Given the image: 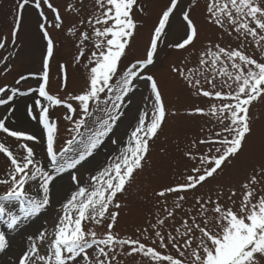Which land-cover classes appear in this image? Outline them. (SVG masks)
Returning a JSON list of instances; mask_svg holds the SVG:
<instances>
[{"label": "snow or ice", "instance_id": "1", "mask_svg": "<svg viewBox=\"0 0 264 264\" xmlns=\"http://www.w3.org/2000/svg\"><path fill=\"white\" fill-rule=\"evenodd\" d=\"M30 3L31 0H22L17 6L12 30L14 45L22 23V10ZM42 3L54 13L52 26L59 29L62 24L59 11L50 0H34V7L39 10L38 14L43 21L38 26L46 40L43 83L39 85V95L47 99L49 106L64 105L69 113H76L77 108L68 102L70 99L78 103L80 110L78 119L73 120L71 114L65 116V119L73 121L71 132L74 135L66 141L67 146L63 147L59 154L55 149L57 124L50 120L49 108L41 107L37 115H33L32 106H29L27 111L32 119H38L47 133L46 153L51 158V166L55 172L68 173V170H73L69 179L75 190L70 192L69 198L62 204L63 212L51 237L47 236L46 231L39 233L40 241L50 240L47 254L41 255L37 244L31 242L29 249L19 258V264H120L117 260L118 249L122 255H142L147 258L149 264H262L264 194L261 193H264V188L258 190L257 186L264 183V162L254 165L248 177L241 183L242 199L236 210L233 207L225 208L220 203L222 192L217 194L216 200L211 197L206 200L196 197V214L183 220V231L176 228L175 235L171 231L163 232L161 229L165 225V219H158L156 224L151 226L154 230V246L143 243L140 238H121L113 231L119 212L112 209L118 210L121 207L116 201L117 194H122L126 185L134 179L135 173L143 170L150 150V141L157 137L166 119V106L158 81L152 75H142L137 69H146L154 64L158 45L162 36L167 35L166 29L180 0H170V4L162 10L154 27L146 58L137 60L122 76L119 75L118 68L137 28L134 9H143L138 0H96L98 11L88 18L97 49L89 57V64L94 63V66L90 67L89 84L81 94H69L67 99L50 95L46 91L49 61L54 55V42L47 31V17L42 10ZM196 3L197 0H191L188 9L182 12L187 29L185 38L169 47L185 49L198 37L197 25L191 18V9ZM69 8L72 6L69 5ZM207 13L209 23L225 31L231 29L229 35L235 33L237 38H243V41H248L250 37V42L255 43L261 56H264V0H209ZM88 39V32L81 34V44ZM5 47V43L0 41V49ZM83 54L81 47L80 55ZM199 64L207 69L208 74L178 67H173L172 71L195 89L194 95L221 101L219 105L213 103L207 109V113L215 116L220 130L210 133L205 139L193 142V148H196L197 144L209 145L207 152L198 156L191 152L185 153L192 160H198V166L190 169L191 174L184 176L181 182L156 192L161 198L168 194L195 190L207 180L221 174L225 166L245 152L249 138L253 136L254 119L250 110L254 102L264 97V60H258L248 54L246 45L242 42L237 48L211 45L201 53ZM217 77L221 78L219 84ZM133 78L149 82L151 109L138 114V122L130 132L127 146L120 148L118 154L110 157L102 168L90 175L87 183H82L76 174L78 166L94 154L102 144L103 138L113 132L123 116L122 105L132 90ZM20 80H25V77L21 76ZM4 91V88H0V93ZM17 91L12 89L13 93ZM101 94H105L103 101ZM11 99L12 96H8L7 100L0 99V105L7 104ZM93 101L96 102L94 108L90 105ZM193 111L207 114L204 108L198 107ZM94 112H101L107 118L94 117ZM5 119H0V131L24 142L19 143L14 150L6 146V141L0 142V153H4L10 161L12 183L19 185L20 189L8 192L6 196L0 197V200L10 197L23 198L26 195L23 191L24 185L31 181L38 182L43 196L40 200H28L29 207L25 210V215L30 216L42 209L46 210L50 205V185L60 177H54L40 166L33 147L27 143L37 141V136L26 130H10L5 125ZM90 123L94 127L90 126ZM113 143L117 142L113 140ZM21 151L22 156L18 155ZM235 195V190H231L229 199ZM185 199L184 195L177 196L174 207L181 208ZM165 211L167 218L174 217L173 210L165 207ZM5 212L4 204L0 203V216ZM209 212L214 213V227L209 226L210 220L213 219L208 216ZM8 215L11 219L9 227H12L20 217L11 213ZM106 220L107 231L103 234L87 227L88 223L103 225ZM138 231L145 240L149 239L147 229ZM6 245L5 234L0 232V251H3ZM124 246H128L127 252H124ZM169 246L175 249L177 256L162 254L158 250L168 249ZM89 250H93L94 255H89Z\"/></svg>", "mask_w": 264, "mask_h": 264}, {"label": "rangeland", "instance_id": "2", "mask_svg": "<svg viewBox=\"0 0 264 264\" xmlns=\"http://www.w3.org/2000/svg\"><path fill=\"white\" fill-rule=\"evenodd\" d=\"M21 2L22 0H0V41L6 45L5 48L0 49V88L5 89L3 93H0V99L7 100L8 96H12L7 104L0 105V119L6 118L5 125L10 130H26L36 135L37 141L27 143L33 147L40 166L54 177L60 178L55 179L50 185V205L46 207V210L42 209L33 215L26 216L25 210L29 207V199H42L38 182L31 181L24 185L23 191L26 195L23 198L10 197L0 200L6 209L5 214L0 216V232L5 234L7 240L5 249L0 251V264H19V258L29 249L31 242L37 244L41 255H46L50 240L40 241L39 233L46 231L47 236L51 237L55 231V224L63 212L62 204L69 198L70 192L75 190L69 179L73 170H68V173L55 172L51 166V158L46 153L47 133L38 119H32L28 115L27 110L29 106H32L33 115H37L41 107L49 108L50 120L57 124L55 149L59 154L60 150L67 146L66 141L74 135L71 132L74 127L73 121L65 119V116L71 114L73 120L78 119L80 116L78 103L69 99L68 102L73 103V107L77 108L76 113H69L64 105L49 106L47 99L39 95V85L43 83V58L46 55V40L38 26L43 21L38 14L39 10L34 7V0H31L30 5L22 10V23L14 45L12 30L17 6ZM50 2L59 11L62 24L59 29L52 26L54 13L42 3V10L47 17V31L54 42V55L49 61V80L46 91L50 95L67 99L69 94H81L89 84L90 67L94 66V63L89 64V57L97 49L88 18L98 11V6L96 0H50ZM190 2L191 0H180L166 29L167 35L162 36V41L158 45L154 64L147 66L146 69H137L142 75H152L158 81L166 106V119L157 137L150 141V150L143 170L135 173L134 179L126 185L122 194H117L116 201L121 204V207L118 210L112 209L119 212L113 229L119 237L140 238L143 243L151 246H154L152 245L154 230L151 226L156 224L158 219H165V225L161 229L163 232L171 231L175 235L176 228L183 231L181 227L183 220L196 214L198 208L196 197H203L205 200L211 197L212 200H216L217 194L222 192L220 203L225 208L238 209L243 192L241 183L248 177L254 165L264 162V97H262L251 106L250 114L254 119L253 136L249 138L245 152L239 158L225 166L221 174L207 180L195 190L168 194L163 198L156 195V192L162 188L181 182L184 176L191 174L190 169L198 166V160H192L185 153L191 152L198 156L207 152L209 145L197 144L196 148H193V142L205 139L210 133L220 130L215 116L207 113V109L213 103L219 105L221 101L194 95L195 89L191 88L183 77L174 73L172 68L191 69L193 72L208 74L207 69L199 64V59L201 53L216 44L225 48H237L243 42L248 54L258 60H264V56H261L255 43L250 42V37L248 41H243V38L238 39L235 33L229 35L231 29L225 31L207 21L209 0H197L196 5L191 9V18L199 32L195 41L185 49L169 47L185 38L187 29L182 12L188 9ZM138 4L143 11L139 8L134 9L137 28L130 40V46L126 49V55L120 62L118 68L120 76L137 60L146 58L154 27L162 10L170 4V0H138ZM69 5L72 8H69ZM84 32L89 33V39L81 44V34ZM81 47L83 55H80ZM21 76H24L25 80H20ZM220 79L217 77L218 84ZM14 88L18 90L15 93L12 92ZM104 99L105 94H101V100ZM37 101H39L38 104ZM95 103V101L90 102V105L94 108ZM151 105L149 82L133 78L132 90L125 97L122 105L123 116L117 122L113 132L103 138L102 144L94 151V154L78 166L76 174L81 178L82 183H87L90 175H94L102 168L110 157L118 154L120 148L127 146L130 132L138 122V114L141 111L150 110ZM198 107L204 108L207 114L195 113L193 109ZM94 117L107 118L101 112H94ZM90 126L93 125L90 123ZM113 140L117 143L114 144ZM4 141L10 150H14L19 143L24 142L17 141L16 138L9 137L0 131V142ZM14 154L17 153L14 152ZM18 155L22 156L23 152H19ZM10 172V161L4 153H0V181H7V183H0V197L6 196L12 190H20L19 185H13ZM257 188L258 190L264 188V183ZM231 190H235L236 195L229 199ZM179 195H184L186 199L182 202V207L176 209L174 201ZM165 207L174 211L173 218H167ZM8 213L20 217L12 226L15 230L5 229V227L11 228ZM208 216L213 217L209 226L214 227V213L209 212ZM107 222L106 220L100 226L88 223L87 227L94 228L98 233L103 234L107 231ZM145 229L149 235L147 240L138 231ZM196 234L199 235L198 232ZM128 250V246H124V252ZM158 250L162 254L178 255L171 246L168 249ZM117 251V260L120 264H149L147 258L142 255L127 256L119 254V249ZM89 255H94V251L89 250Z\"/></svg>", "mask_w": 264, "mask_h": 264}, {"label": "bare ground", "instance_id": "3", "mask_svg": "<svg viewBox=\"0 0 264 264\" xmlns=\"http://www.w3.org/2000/svg\"><path fill=\"white\" fill-rule=\"evenodd\" d=\"M40 193L42 194L43 196V193H42V190H40ZM6 230H15V228L12 229V227L10 229H7V227H5Z\"/></svg>", "mask_w": 264, "mask_h": 264}]
</instances>
